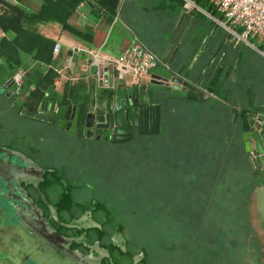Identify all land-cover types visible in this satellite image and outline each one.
I'll return each mask as SVG.
<instances>
[{
    "label": "crops",
    "instance_id": "crops-1",
    "mask_svg": "<svg viewBox=\"0 0 264 264\" xmlns=\"http://www.w3.org/2000/svg\"><path fill=\"white\" fill-rule=\"evenodd\" d=\"M42 1L0 0V147L10 145L27 155L38 151V140L43 141L40 129L67 134L52 123L49 110L38 114L42 105L86 108L101 122L125 94L144 89L146 106L159 107L161 125L169 126L170 139L165 136L161 144L170 143L177 154H185V162L195 164L193 170L204 167L210 186L218 172L222 181L226 165L230 167L227 160L248 174L249 190H242L250 211L262 213L258 212V226L250 228L258 230L263 250L264 180L256 166L251 170L248 163L256 155V142L250 139L252 152L246 154L242 135L249 130L247 119L253 118L264 146V43L249 39L256 40V46L229 37L212 19L219 18L213 0H180L177 12L165 0H81L67 20L79 35L56 21L40 22ZM187 1L193 4L189 9ZM73 5L74 0L57 4L61 11ZM179 22L183 35L172 36ZM134 40L146 45L168 68L158 65L138 82L118 84L113 93L100 89L95 70L89 66V53L98 51L102 57L117 59ZM55 43L60 45L57 56L52 51ZM151 74L176 76L182 83L179 89L156 85L151 83ZM10 79H17L21 94L9 91ZM163 89L175 91L173 101L160 104L168 98ZM118 114L123 121L124 111ZM4 135L17 138L8 140ZM16 178L29 183L32 176L21 172Z\"/></svg>",
    "mask_w": 264,
    "mask_h": 264
},
{
    "label": "rangeland",
    "instance_id": "rangeland-1",
    "mask_svg": "<svg viewBox=\"0 0 264 264\" xmlns=\"http://www.w3.org/2000/svg\"><path fill=\"white\" fill-rule=\"evenodd\" d=\"M165 3L177 12L180 0ZM179 24L172 36L183 35ZM163 92L168 98L160 104L173 101L175 91ZM166 128L149 138L136 133L120 143L40 129L45 137L38 140V153L29 152L32 159L17 153L12 161L34 159L35 166L52 175L54 193L44 203L58 213L62 226L77 229L79 249L96 264H264L258 230L250 228L258 226L259 210L250 211L242 190H249L248 174L227 160L230 167L226 165L222 181L217 171L210 186L204 167L193 170L195 164L185 162V154L161 144L165 136L170 139ZM7 232L2 231V242Z\"/></svg>",
    "mask_w": 264,
    "mask_h": 264
},
{
    "label": "water",
    "instance_id": "water-1",
    "mask_svg": "<svg viewBox=\"0 0 264 264\" xmlns=\"http://www.w3.org/2000/svg\"><path fill=\"white\" fill-rule=\"evenodd\" d=\"M150 79L151 83L164 87H171L172 89H179L182 83V80L176 76L168 78L167 76L151 74ZM6 86L12 94H21L20 88L14 79L8 80ZM130 105L134 107L148 105V95L146 90L139 89L137 93H133L131 96L125 94L122 97V100L119 101L112 109V117H110L109 114L105 117V121L107 123L106 125L96 124L94 113L88 112L87 110L82 119L83 127L86 129V137L92 138V130L93 128H97L107 131L112 130L111 141L113 143L127 141L131 136L130 127L127 122L121 124L118 110L124 111L125 119L127 121L128 106ZM49 113L58 124L60 130L66 131L70 128L69 132L71 134L76 132L78 124L81 122V112L79 107L77 108L68 105L59 106L57 104H53L49 109ZM247 122L249 123V130L242 135L244 151L246 154H250L252 152L250 139H253L256 142V155L249 160V163L252 169L255 168L254 165L256 166L264 180V146L262 145L260 134L254 130V119L248 118ZM6 150L5 148L0 147V212H2L0 213V222H2V225L7 224V226L4 227L10 228V226H12V228H18L19 231L17 232V236H15L14 230L12 229H0V235H2V231L6 230L9 234L6 238V242H2L0 237V264H15L16 262H18V264H22L21 262L27 259V263L24 261L23 264H38L35 260H30L29 258L31 257L26 255L29 248L34 245H38L41 242V239L37 238L36 234L34 237L32 232L27 233L28 228L33 229L36 221L32 217L31 213L25 212L28 210V207L22 203V200L15 197V195L19 196L18 194H20V182L16 176H19L21 172H26L27 165L25 164V161L18 159L16 162H13L11 156L7 155ZM11 152L12 150L10 153ZM12 153H14V156L17 155L15 154L17 152ZM17 210L20 211V213H15ZM30 241H32V243H30ZM16 242H19V244H16ZM20 243L22 246H16L20 245ZM10 248H14L15 250L10 251ZM18 252L23 254L22 259V256L18 255ZM16 257L19 259H16ZM50 264L53 263L50 261Z\"/></svg>",
    "mask_w": 264,
    "mask_h": 264
},
{
    "label": "flooded vegetation",
    "instance_id": "flooded-vegetation-1",
    "mask_svg": "<svg viewBox=\"0 0 264 264\" xmlns=\"http://www.w3.org/2000/svg\"><path fill=\"white\" fill-rule=\"evenodd\" d=\"M133 93H131L132 95ZM131 106V108H130ZM128 106V116H127V121L126 119L120 120L121 124L128 123L130 127V133L131 136L128 138L127 141H130L134 138L135 134L137 133V130H135V118L138 113V108L134 107L132 105ZM133 108V115H130V110ZM49 110V107L42 105L41 106V111L38 114H44L47 113ZM45 111V112H44ZM47 111V112H46ZM135 111V112H134ZM109 116L112 117V114L109 113ZM131 116L133 118H131ZM121 119V118H120ZM51 121L53 124H55L58 127V124L54 121V118L51 116ZM96 124H103L106 125V121H101L97 122L95 121ZM59 129V127H58ZM65 129V128H64ZM64 133L71 134L70 128H68L66 131L62 130ZM89 135V133H88ZM92 138H88L91 140H100L104 139L106 142H111V135H112V130L107 131L103 129H97L93 128L92 130ZM74 137L78 139L82 138H87L86 137V129L83 127L82 121L80 124H78V128L76 132L73 134ZM126 142V141H125ZM11 147L12 152H17L13 150L12 146ZM10 150V151H11ZM7 152L8 156H11V159L14 157V153ZM35 153H38L36 151ZM13 154V155H12ZM17 154V153H15ZM19 154V153H18ZM19 156V155H18ZM26 157L28 155H25ZM29 158V156H28ZM31 158V157H30ZM32 159V158H31ZM27 168L26 172L30 173L32 176L31 182L28 183V181H23L19 183L20 187V194L19 196L15 195L16 198L22 200V203L25 204L26 207H28V210L25 211L27 213H31L32 217L35 219L36 224L32 228H28L27 233L32 232L33 236L35 237V234L37 235V238L41 239V242L38 245H34L33 247L29 248L27 251V254L30 260H35L38 264H50V261L52 263L54 262H59L60 264H96L93 261L89 260L86 258V255H84L83 252L79 249V244L77 241H80V239H76L74 237V233L78 231L77 229L69 228V227H64L61 225V218L58 216V213H54V209H49L45 203L44 200L49 201L50 199V194L54 193L52 187L54 186V178L49 177L52 176L51 174H47L46 170L41 169L39 166H35L34 164L37 163L36 161L34 163H29V161H25ZM38 164V163H37ZM39 165V164H38ZM47 188L49 189V192L47 191ZM29 199V200H27ZM61 210V209H60ZM57 211V210H56ZM2 213V212H0ZM15 213H20V211H16ZM58 216V217H57ZM5 225L1 226V230L4 229H12L14 230V235L17 236V232L19 229L4 227ZM25 228V227H24ZM32 230V231H31ZM34 231V233H33ZM94 230H90V233H92ZM96 232V231H95ZM88 238H90L88 236ZM115 241V239H114ZM32 243V241H30ZM16 244H19V242H16ZM18 247L22 246L16 245ZM10 251H14V248H10ZM80 250V251H79ZM8 251V252H10ZM8 255V254H7ZM6 255V256H7ZM18 255L22 256L21 259L23 258V254L18 252ZM9 256V255H8ZM16 259H19L16 257ZM136 259V258H135ZM28 260V259H27ZM27 260H23L21 263L23 264L24 261L27 263ZM46 260V261H45ZM136 260H139L136 259ZM20 262V261H19ZM18 264V262H16Z\"/></svg>",
    "mask_w": 264,
    "mask_h": 264
},
{
    "label": "built area",
    "instance_id": "built-area-1",
    "mask_svg": "<svg viewBox=\"0 0 264 264\" xmlns=\"http://www.w3.org/2000/svg\"><path fill=\"white\" fill-rule=\"evenodd\" d=\"M212 4L219 15L218 19H212L229 37L246 44L252 38L264 43V0H213ZM191 6V2L185 3L186 9ZM52 51L57 56L60 45L55 43ZM89 56V66L95 70L98 87L112 93L117 90L118 84L138 82L158 65L168 68V64L138 40H134L117 59L102 57L98 51L90 52Z\"/></svg>",
    "mask_w": 264,
    "mask_h": 264
},
{
    "label": "trees",
    "instance_id": "trees-1",
    "mask_svg": "<svg viewBox=\"0 0 264 264\" xmlns=\"http://www.w3.org/2000/svg\"><path fill=\"white\" fill-rule=\"evenodd\" d=\"M81 0H74V5L70 9H63L62 11L59 10L57 4H61L62 0H43L42 1V8L39 11V21L40 22H48V21H56L62 24L63 28L69 29L73 34L79 35L80 32L74 28L69 27L67 20L73 14L76 5ZM111 12H114V7H112ZM63 15L62 17L59 16ZM86 108H80L81 112V120L83 119ZM161 115L159 107L149 108L147 106H140L138 108L137 119L135 124V130L137 133L142 137L149 138L150 136H154L158 134L161 130L166 128L165 125H161ZM167 129V128H166ZM249 163V162H248ZM249 167L252 170V167L249 163Z\"/></svg>",
    "mask_w": 264,
    "mask_h": 264
}]
</instances>
